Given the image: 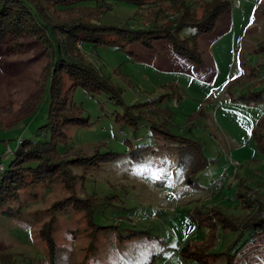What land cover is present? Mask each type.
<instances>
[{
    "label": "rangeland",
    "instance_id": "obj_1",
    "mask_svg": "<svg viewBox=\"0 0 264 264\" xmlns=\"http://www.w3.org/2000/svg\"><path fill=\"white\" fill-rule=\"evenodd\" d=\"M213 1L179 3L201 19ZM229 1L215 29L198 39L201 63L176 55L165 41L153 49L114 36L97 47L77 42L72 58L92 65L118 98L113 91L73 89L64 74L61 98L87 124L64 127L58 152L65 160L114 158L73 168L71 187L43 183L0 204V264H200L182 255L184 247L208 254L207 264H226L221 253L228 249L233 264H264V235L233 228L264 216V153L253 137L264 120V0ZM108 4L112 9L95 23L147 29L173 24L176 12L171 0L144 7ZM194 34L186 28L180 37ZM46 39L28 32L0 46L4 166L20 141L51 139L44 128L55 48ZM135 106L141 108L133 109L134 116L146 113L137 129L123 120ZM153 125L196 142L198 153L166 143ZM70 196L77 201L71 209L56 208ZM196 210L204 214L202 227L191 218Z\"/></svg>",
    "mask_w": 264,
    "mask_h": 264
},
{
    "label": "trees",
    "instance_id": "obj_2",
    "mask_svg": "<svg viewBox=\"0 0 264 264\" xmlns=\"http://www.w3.org/2000/svg\"><path fill=\"white\" fill-rule=\"evenodd\" d=\"M127 2L140 7L147 5L156 6L162 0H0V46L6 43L8 39L20 38L26 33L34 34V36L44 37L55 48V62L52 66L51 75L49 77L48 95L50 98V106L48 111V125L44 129H49L51 139L43 142H33L22 140L16 145L12 154L13 161L4 166L0 164V204L18 200L20 192L32 186L42 185L43 183H70L74 178L73 168L86 165H99L100 161H110L114 158V154L95 155L91 158L71 157L69 159L62 158L58 152L57 145L63 141L62 133L64 127L70 124L82 125L87 121L81 120L74 115L72 105L66 102L65 98H61L62 76L68 74L72 79L73 89L85 87L90 92L101 90L116 91L102 79L97 70L85 62L72 58V49L77 42L82 44H90L94 47L109 44L108 37H117L123 40L124 44L139 43L147 49H153L155 42H168L173 52L181 57L189 59L196 63H201V56L197 50V42L200 36L212 32L219 17L229 10L232 6L229 0H214L211 5L205 6L204 16L197 19L195 14L179 0H171L173 6L176 7L173 24H161L158 22L151 28L132 29L129 27H115L100 25L94 22L102 14L110 11L112 7L109 2ZM58 12L53 15L49 14V8ZM93 4L94 8H90ZM56 14L67 15L65 20H58ZM83 14V15H81ZM88 15H91L90 17ZM175 15H177L175 17ZM186 28L195 30V34L190 38H181L180 33ZM51 39V41H50ZM122 47L121 49H123ZM264 50V48H262ZM261 97V93L255 94ZM118 98V96H116ZM116 103H121L116 100ZM146 103L145 106H148ZM141 108L135 106L128 108L123 120L134 129H137L139 121L145 117V112L139 115H133V109ZM132 110V111H131ZM156 113L152 115L156 116ZM158 125H153L154 134L161 132L166 143L179 144L182 149L197 151L199 148L196 142L181 138L171 134L168 131H161ZM163 127V125L161 126ZM255 139L261 146L264 153V120L260 127L254 133ZM198 153V151H197ZM7 154V155H9ZM195 173V171H194ZM189 185H195L192 178L186 179ZM72 184V183H71ZM75 204L76 199L70 196L59 202L57 209H71V204ZM85 204V201L83 200ZM94 206L76 205L75 209H92ZM221 213V212H220ZM222 214V213H221ZM200 215H204L202 211L196 210L191 218L202 227ZM223 215V214H222ZM231 221L223 215V219ZM234 231L240 234L253 230V237L264 235V216L258 218H248L244 222L233 226ZM49 241L51 239L49 238ZM52 243V242H51ZM186 259H194L200 264L209 262L208 254L196 253L190 247H184L180 251ZM225 256L226 264H233L235 256L231 255L230 249L221 253ZM211 257L219 255V253L210 254Z\"/></svg>",
    "mask_w": 264,
    "mask_h": 264
},
{
    "label": "built area",
    "instance_id": "obj_3",
    "mask_svg": "<svg viewBox=\"0 0 264 264\" xmlns=\"http://www.w3.org/2000/svg\"><path fill=\"white\" fill-rule=\"evenodd\" d=\"M234 164H236V163H234V162H233V165H234ZM222 182H223V179H222V180H220L219 184H222Z\"/></svg>",
    "mask_w": 264,
    "mask_h": 264
},
{
    "label": "snow or ice",
    "instance_id": "obj_4",
    "mask_svg": "<svg viewBox=\"0 0 264 264\" xmlns=\"http://www.w3.org/2000/svg\"><path fill=\"white\" fill-rule=\"evenodd\" d=\"M249 134H251L250 130H249Z\"/></svg>",
    "mask_w": 264,
    "mask_h": 264
}]
</instances>
